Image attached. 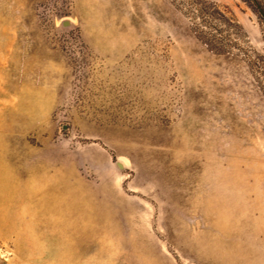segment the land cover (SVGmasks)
<instances>
[{
    "label": "rangeland",
    "instance_id": "rangeland-1",
    "mask_svg": "<svg viewBox=\"0 0 264 264\" xmlns=\"http://www.w3.org/2000/svg\"><path fill=\"white\" fill-rule=\"evenodd\" d=\"M0 264H264L246 2L0 0Z\"/></svg>",
    "mask_w": 264,
    "mask_h": 264
},
{
    "label": "trees",
    "instance_id": "trees-1",
    "mask_svg": "<svg viewBox=\"0 0 264 264\" xmlns=\"http://www.w3.org/2000/svg\"><path fill=\"white\" fill-rule=\"evenodd\" d=\"M243 1L247 3V5L251 8V10L257 16L258 21L261 25L262 31L264 33V0H243ZM197 8H198L197 9L198 17L201 19V23L202 22L206 23L207 22L205 21L206 19L210 21L215 20L218 23L220 22V20L216 17V13H219V10L217 8L214 7V10H212L203 5H199ZM207 24L205 26H209ZM204 38L208 40L209 43L210 41L212 42V40L218 41V39L215 36H211L210 38L208 37H204ZM208 41H207V44H208Z\"/></svg>",
    "mask_w": 264,
    "mask_h": 264
},
{
    "label": "water",
    "instance_id": "water-1",
    "mask_svg": "<svg viewBox=\"0 0 264 264\" xmlns=\"http://www.w3.org/2000/svg\"><path fill=\"white\" fill-rule=\"evenodd\" d=\"M62 24H63L64 26H66V25L69 24V21H63ZM117 165H118V167H120V168H124V164L121 163L120 161L117 162Z\"/></svg>",
    "mask_w": 264,
    "mask_h": 264
}]
</instances>
